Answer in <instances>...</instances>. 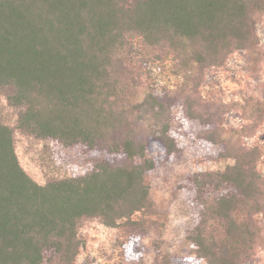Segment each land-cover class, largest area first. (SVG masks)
<instances>
[{
    "label": "trees",
    "instance_id": "16d2710c",
    "mask_svg": "<svg viewBox=\"0 0 264 264\" xmlns=\"http://www.w3.org/2000/svg\"><path fill=\"white\" fill-rule=\"evenodd\" d=\"M263 19L264 0H0V264H77L87 219L123 227L131 255L160 225L147 175L188 147L217 164L182 182L193 216L183 264H250L264 246V149L246 138L264 98L211 103L201 86L238 51L261 67ZM167 60L182 81L147 84L145 66ZM234 110L240 126L227 124ZM17 131L76 150L87 170L38 182Z\"/></svg>",
    "mask_w": 264,
    "mask_h": 264
},
{
    "label": "rangeland",
    "instance_id": "374dc122",
    "mask_svg": "<svg viewBox=\"0 0 264 264\" xmlns=\"http://www.w3.org/2000/svg\"><path fill=\"white\" fill-rule=\"evenodd\" d=\"M258 34L264 47V19L258 25ZM244 54L243 51H238L230 56L226 66L206 72L201 92L211 103L220 99L224 102L244 103L250 96L264 98V63L251 72ZM136 63L139 64L137 59ZM172 64L173 61L167 60L162 64L145 66L143 80L155 86L174 87L183 78L172 73ZM149 70L153 71L150 76L146 73ZM1 105L6 122L15 126L17 110L9 106L4 95L1 97ZM240 114L236 110L228 113L227 124L240 126L244 123ZM246 140L264 149V123L256 134ZM16 144L25 169L43 184L50 179L84 172L89 166V160L76 150L63 149L20 131L16 133ZM187 150L182 159L161 163L157 170L147 175L160 213L157 217L159 228L153 229L144 238L141 237L135 250L127 256L125 250L121 249V242L128 240L123 227H109L98 219H87L81 228L87 244L81 250L77 264H160L165 258H170L176 264L186 262L192 252L187 234L193 225V216L182 182L189 173L213 168L217 164L214 155L210 156L200 147H188ZM259 169L264 173V155L259 162ZM250 264H264V246L258 249Z\"/></svg>",
    "mask_w": 264,
    "mask_h": 264
}]
</instances>
